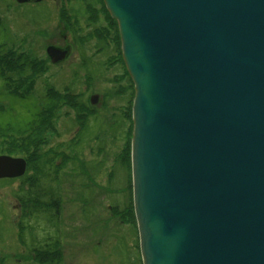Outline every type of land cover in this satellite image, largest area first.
<instances>
[{"label":"water","instance_id":"95a60500","mask_svg":"<svg viewBox=\"0 0 264 264\" xmlns=\"http://www.w3.org/2000/svg\"><path fill=\"white\" fill-rule=\"evenodd\" d=\"M105 5L136 88L131 167L144 264H264V0ZM48 54L60 62L67 50ZM27 166L1 154L0 180Z\"/></svg>","mask_w":264,"mask_h":264},{"label":"rangeland","instance_id":"374dc122","mask_svg":"<svg viewBox=\"0 0 264 264\" xmlns=\"http://www.w3.org/2000/svg\"><path fill=\"white\" fill-rule=\"evenodd\" d=\"M62 5L73 16V28L61 22ZM104 7L105 0H41L22 5L0 0V56L18 50L47 63V71L31 89L29 83L22 85L21 90L32 94L28 98L8 94L0 77V122L22 128L47 105L51 87L78 94L97 112L89 117L88 129L78 136L81 124L75 111L69 105L61 107L54 120L56 130L46 132L38 148L43 156L54 150L79 158L59 168L58 180L55 166L41 164L44 176L40 188L60 192L57 219L49 211L25 214L18 195H25L31 187L24 180L26 175H34L28 166L23 177L0 180V264H38L33 249L56 242L58 264H144L134 211L132 156L128 167H122L118 159L128 146L132 127L127 117L129 95L118 93L125 90V72L129 73L125 60H120L121 33L120 46L114 38L115 29L107 44L88 36L107 27ZM52 44L70 47L63 61L49 59L47 45ZM16 131L11 132L17 135ZM1 136L2 130L0 155L24 157L29 165L26 153L15 150L11 154L12 140L4 141ZM76 142L78 146L73 145ZM56 159L59 164L63 160L60 156ZM127 205L133 216L115 217L112 208L121 210Z\"/></svg>","mask_w":264,"mask_h":264},{"label":"trees","instance_id":"16d2710c","mask_svg":"<svg viewBox=\"0 0 264 264\" xmlns=\"http://www.w3.org/2000/svg\"><path fill=\"white\" fill-rule=\"evenodd\" d=\"M106 11V22H108L107 27L96 29L94 34L88 35L90 37H99L100 39H104L106 44L108 43L109 36L112 37V29L117 31L116 38L118 46H120V33H118V22H116L112 16L110 11L104 7ZM61 13V22L66 25V27L73 28L74 24H72L73 16L71 17L69 13L66 11V7L63 6L60 9ZM87 37L86 40H89ZM85 40V41H86ZM121 61L124 62V58L122 52H120ZM47 71V63L45 60L37 59L32 55H28L26 52H20L18 50L8 51V53L0 56V77L3 80L5 87L8 88V94H13L17 97L28 98L31 93L26 92L25 90H21L23 84H31L30 89L36 84V80L42 76L43 72ZM17 76L18 78H15ZM125 90L122 89L118 92L119 94H128L130 102V109H128L127 117L132 122V127L130 132L128 133V142L127 147L124 149L122 156H120L119 163L122 167L130 165L131 159V140L133 138V129L134 122L132 120V106L134 103V97L136 94V88H134L133 78L130 77L128 72H125ZM47 105L36 114L33 120L27 122L22 128H16L12 125H3L0 122V130H2L1 139L4 141L12 140L10 142L9 151L12 154L15 150L24 152L27 155V159L30 160L28 169L34 171V175L27 176L24 180L30 183L31 187L29 188V192L25 193V195H18V200L21 205L24 207L25 214L30 213L34 215L37 212H51V215L56 219L59 217L60 212V192L57 193V190L54 188H50L47 191H43L40 188V178L43 175L41 171V164L48 163L52 166H55V170L57 173V180L59 174V168L68 163L70 160H79L78 157L67 156L64 152H54V150L46 156L41 155L40 151H38L39 147L43 143V136L46 132L55 131L56 127L54 125V120L57 116V111L61 109V107L69 105L76 113V119L79 120L81 126L78 132V136H81L86 128L88 129L89 124L88 120L91 115L97 114L94 108H91L89 104L83 102L80 99V96L72 94L70 91L65 90V92H60L55 88H49L47 90ZM115 128V126L113 125ZM17 130V131H16ZM11 131H16L17 135H13L14 133ZM13 135L11 138H9ZM79 140V139H78ZM75 141V140H74ZM13 144V145H12ZM79 143L73 144L78 146ZM12 146V147H11ZM11 147V148H10ZM60 156L62 162L56 163L57 157ZM62 164V165H61ZM44 176V175H43ZM23 181V180H22ZM24 182V181H23ZM48 198L47 201H43V199ZM113 213H115V217L125 219L127 216H133V212L131 208L126 206L125 209H121L119 206H115L112 208ZM22 239V234L20 236ZM23 240V239H22ZM57 242L54 243L53 246H40L39 248L33 249V260L38 264H58L56 263L55 255L58 254Z\"/></svg>","mask_w":264,"mask_h":264},{"label":"flooded vegetation","instance_id":"af4514ba","mask_svg":"<svg viewBox=\"0 0 264 264\" xmlns=\"http://www.w3.org/2000/svg\"><path fill=\"white\" fill-rule=\"evenodd\" d=\"M15 2H16V0H14ZM17 4H19L18 2H16ZM35 3H37V2H35ZM26 4V3H25ZM22 5V4H21ZM64 5H62L61 6V8L63 7ZM66 7V6H65ZM60 19H61V17H60ZM62 24H63V22H62ZM52 47H54V48H58V49H62V50H68L69 48H67L68 46H65V45H63L62 47L60 46V45H57V44H52V45H47V54H48V50L50 49V48H52ZM69 51V50H68ZM49 55V54H48ZM49 57V59H51V62H52V58H50V56H48ZM61 62V61H60ZM54 63H58V62H54Z\"/></svg>","mask_w":264,"mask_h":264}]
</instances>
